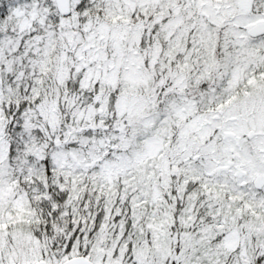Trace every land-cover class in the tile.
I'll list each match as a JSON object with an SVG mask.
<instances>
[{
	"label": "snow or ice",
	"instance_id": "1",
	"mask_svg": "<svg viewBox=\"0 0 264 264\" xmlns=\"http://www.w3.org/2000/svg\"><path fill=\"white\" fill-rule=\"evenodd\" d=\"M0 264H264V0H0Z\"/></svg>",
	"mask_w": 264,
	"mask_h": 264
}]
</instances>
